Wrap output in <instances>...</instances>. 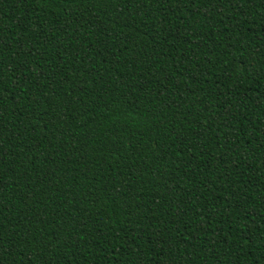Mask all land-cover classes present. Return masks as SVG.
I'll list each match as a JSON object with an SVG mask.
<instances>
[{
  "label": "trees",
  "instance_id": "1",
  "mask_svg": "<svg viewBox=\"0 0 264 264\" xmlns=\"http://www.w3.org/2000/svg\"><path fill=\"white\" fill-rule=\"evenodd\" d=\"M0 264H264V0H0Z\"/></svg>",
  "mask_w": 264,
  "mask_h": 264
}]
</instances>
